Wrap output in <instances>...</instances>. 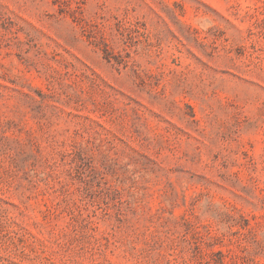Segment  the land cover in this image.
Here are the masks:
<instances>
[{"label": "rangeland", "instance_id": "1", "mask_svg": "<svg viewBox=\"0 0 264 264\" xmlns=\"http://www.w3.org/2000/svg\"><path fill=\"white\" fill-rule=\"evenodd\" d=\"M0 264H264V0H0Z\"/></svg>", "mask_w": 264, "mask_h": 264}]
</instances>
